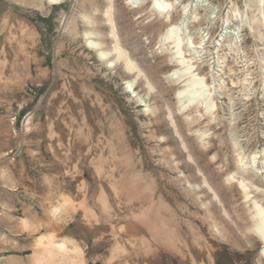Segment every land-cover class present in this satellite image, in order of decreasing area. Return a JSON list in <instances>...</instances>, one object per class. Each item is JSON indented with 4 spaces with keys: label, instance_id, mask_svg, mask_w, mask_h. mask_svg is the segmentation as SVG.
<instances>
[{
    "label": "rangeland",
    "instance_id": "374dc122",
    "mask_svg": "<svg viewBox=\"0 0 264 264\" xmlns=\"http://www.w3.org/2000/svg\"><path fill=\"white\" fill-rule=\"evenodd\" d=\"M166 1L194 4L202 13L203 6H208L211 21L203 18L189 28L199 49L187 50L186 56L194 60L196 73L207 78L218 104L212 115L204 108L182 111L177 97L180 86L169 79L174 67L167 46L159 40L170 20L166 14L147 11L151 0H138L139 10L129 0H64L57 5L46 0H0L2 264H80L76 254L41 258L38 240L59 233L84 248L87 264H108L112 258L115 242L111 239L103 241L100 249H92L110 224L102 218L96 200L99 184L95 172L79 156L81 144L72 139L67 144L59 111L54 109L55 102H71L65 80L77 93L84 84L93 85L106 100L88 106L94 112V121L89 122L92 140L99 123L112 118L117 105L121 107L138 139L136 161L142 165L135 172H142L139 181L144 185L148 178L154 179L158 187L154 204L162 200L174 209L197 263H206L207 258L193 245V236L213 248L215 264H264V242L253 230L254 202L264 206V0ZM108 10L121 49L143 75L152 80V75L159 76L151 98L165 125L156 131L147 128L150 120L144 104L130 103L129 95L123 93L122 63L108 71L87 44L85 33L93 27L84 16L96 21L99 17L105 28L101 33L109 35L111 27L101 18ZM178 19L176 15L174 20ZM10 31L15 39L7 43ZM203 33L208 34L205 46H201ZM113 46L107 43L109 49ZM149 65L156 68L151 70ZM59 77L62 83L56 85ZM147 87L140 88L143 95L148 93ZM100 111L105 112L104 122L98 120ZM70 112L77 117L74 109ZM30 114L31 120H27ZM103 131L107 138L109 131ZM243 181L250 198L241 187ZM105 192L113 205L112 191L105 186ZM68 195L79 199L95 222L101 219L98 231L93 233L83 220V211L72 207L66 208L62 222L54 219L51 201ZM143 206L140 201L130 204L123 200L121 213L131 208L140 211ZM210 211L218 212L223 233L211 230ZM49 222L61 229L33 233ZM112 224L120 235V221L114 219ZM121 235L126 240L145 239L161 254L150 258L140 254L134 264H188L161 247L142 226L134 235Z\"/></svg>",
    "mask_w": 264,
    "mask_h": 264
},
{
    "label": "bare ground",
    "instance_id": "6f19581e",
    "mask_svg": "<svg viewBox=\"0 0 264 264\" xmlns=\"http://www.w3.org/2000/svg\"><path fill=\"white\" fill-rule=\"evenodd\" d=\"M46 1L50 5H57L64 0ZM129 1L133 4L135 9H142L137 3L138 0ZM203 8L206 9H203L202 13L198 10V6L194 4L181 5L180 2L151 0V5L147 8V11L160 15L166 14L168 20H170L166 30L160 35L159 40L163 47L167 46L165 50L169 54L171 66L174 67L173 71H171L172 74L169 73V79L172 84L180 86L177 97L182 111L186 112L192 108H204L208 114L212 115L216 111L218 104L214 98V94L209 91L210 86L207 83V78L196 73L197 70L193 62L194 60L188 59L186 56L187 50L190 51L194 49L197 52L199 49L194 43L193 35L195 33H192L189 28H191V26L193 28L195 23H199L203 18L205 21H208V23L211 21V18H209L210 13L207 11L208 6L205 5ZM177 10L179 14H177ZM95 14H98V10H96ZM102 15L101 18L105 19L107 25L111 27L110 34L105 35L101 33V30L105 28L103 24L101 25L98 21L100 20L99 17H97L98 20L96 21V19L92 20L89 16H84L85 21L93 27L85 33L87 44L96 55L97 61L108 71L116 70L117 63H122L120 76L123 78V83L126 85L123 88V93L129 95L128 101L130 103L144 104L143 106L146 107L145 112L151 124H149L147 128L150 132L156 131L159 125L163 126L164 124V120L163 122L161 121L162 119L160 118L158 109L152 103L151 98L153 97L152 91L155 88L153 87L154 82H160L159 76L156 74L152 75V80L150 76L148 77V74L147 76L145 74L143 75L139 65L120 47V40L115 33L111 10L106 11ZM176 15H179V19L175 21ZM12 33L11 31L9 32L6 39L7 43L11 42V39H15L11 38L13 36ZM207 35L203 33L201 46L206 45L207 42L205 38ZM108 42L114 44L112 50L107 47ZM166 52L165 54H167ZM145 62L148 63L149 60L145 59ZM222 65H224V62H222ZM148 67L151 70L156 68V66L151 65ZM61 83L62 79H60V77L55 79L56 85H60ZM144 84L148 86V93L146 95L142 94L143 90L140 91V88ZM63 85L66 88V92L70 95L71 102L69 105H63L60 101L55 102L54 109L57 112L59 111V123L66 131L67 144L69 145L71 139L79 142L82 146L81 150L78 152L79 156L95 172L99 184V193L97 194L96 200L102 208V218L105 222H108V224L106 223L107 225L110 224L107 232L102 233L99 239L94 242L92 249L96 251L102 247L103 241H107V239L113 240L115 242L114 249L112 258L107 261L108 264H134L140 254L145 258L160 254L157 252L159 250H156L154 246L149 244L145 239L126 240L121 237V234H136L139 226H142L151 234L153 240L157 241L161 247L171 252L182 261L188 264H215L213 248L209 246V244L204 245L196 236H193V238H191L193 245L200 248L207 258L206 263H197L195 261L184 239L183 234L185 231L182 229L183 224L179 221V216L177 218L174 209L171 208L168 203L165 204L166 202L164 203L162 200L159 205L154 204V194L157 192L156 189L158 188L154 179L148 178L144 185L141 184V180L139 181L142 172H135L138 165L141 164V161H136V157L140 152V148H138V139L131 121L123 116L121 107L117 105L112 118L108 117L106 119L108 120L107 122L103 124L99 123L101 127L93 132L95 138L92 140L90 137L92 129L89 128V122L90 120L94 121V112L92 113L88 106L89 104L97 106L100 100H102V103L106 100L97 93L96 87L93 85L84 84L81 86V90L78 93L69 81L65 80ZM219 86V89H221V85ZM71 108L77 112V117H74L70 112ZM104 113V111H100L99 113L98 120L101 121L103 119L101 122H104ZM172 115L173 112H170V117ZM105 128L109 131L107 133V138L103 131ZM53 135L51 133L52 137ZM116 159H120V161L118 162ZM254 161H256L255 158ZM105 186L113 193V205L108 201ZM241 187L246 197L250 198L248 185L245 184L244 181L241 182ZM123 200H126L127 203L130 204L134 201H140L144 203V206L140 211L131 208L130 211L121 213ZM67 207L83 211L84 222L92 229L93 233L98 231V225L101 219L95 222V219L93 220L91 218L88 212L89 210L87 211L84 204L73 195H68L67 198L62 196L58 201H51L50 210L57 222L63 221ZM116 209L120 212L119 215ZM209 214L212 220L211 226L213 229L211 230L213 232L217 231L223 233L221 222L217 218L218 212L210 211ZM254 214L255 224L253 230L257 237L264 242V206L260 205L257 201L254 202ZM114 219H118L121 223L119 230L121 236L113 229L112 223ZM52 224V222L46 224L42 223L33 233H41L43 229L50 230L53 228H60L59 225L55 226ZM37 251L41 258L44 256L42 258L43 260H46L54 254H76L78 259L77 262L80 264H87L84 248L76 241L63 238L60 233L59 235L41 237L37 243ZM0 264H2V259H0Z\"/></svg>",
    "mask_w": 264,
    "mask_h": 264
},
{
    "label": "built area",
    "instance_id": "2783aa9c",
    "mask_svg": "<svg viewBox=\"0 0 264 264\" xmlns=\"http://www.w3.org/2000/svg\"><path fill=\"white\" fill-rule=\"evenodd\" d=\"M30 116H31V114L27 116V120H31V119H30Z\"/></svg>",
    "mask_w": 264,
    "mask_h": 264
}]
</instances>
